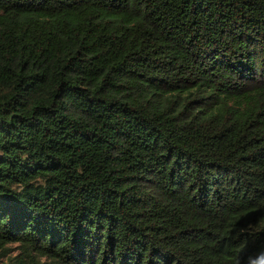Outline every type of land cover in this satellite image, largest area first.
Here are the masks:
<instances>
[{
	"label": "trees",
	"instance_id": "1",
	"mask_svg": "<svg viewBox=\"0 0 264 264\" xmlns=\"http://www.w3.org/2000/svg\"><path fill=\"white\" fill-rule=\"evenodd\" d=\"M261 253L264 0H0V264Z\"/></svg>",
	"mask_w": 264,
	"mask_h": 264
},
{
	"label": "clouds",
	"instance_id": "2",
	"mask_svg": "<svg viewBox=\"0 0 264 264\" xmlns=\"http://www.w3.org/2000/svg\"><path fill=\"white\" fill-rule=\"evenodd\" d=\"M257 264H264V253H261L257 258Z\"/></svg>",
	"mask_w": 264,
	"mask_h": 264
},
{
	"label": "rangeland",
	"instance_id": "3",
	"mask_svg": "<svg viewBox=\"0 0 264 264\" xmlns=\"http://www.w3.org/2000/svg\"><path fill=\"white\" fill-rule=\"evenodd\" d=\"M10 245L15 246V245H17V244H16V243H13V244H10Z\"/></svg>",
	"mask_w": 264,
	"mask_h": 264
}]
</instances>
